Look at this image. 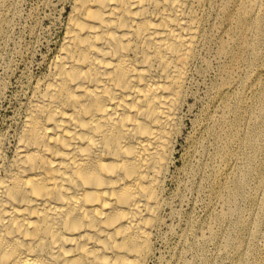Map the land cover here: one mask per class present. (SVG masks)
I'll use <instances>...</instances> for the list:
<instances>
[{"label": "bare ground", "instance_id": "obj_1", "mask_svg": "<svg viewBox=\"0 0 264 264\" xmlns=\"http://www.w3.org/2000/svg\"><path fill=\"white\" fill-rule=\"evenodd\" d=\"M69 7L46 73L25 93L14 144L0 139V264H149L165 211L174 213L166 185L176 145L214 65L183 155L197 157L188 167L195 171L184 172L203 184L208 163L216 164L218 202L229 206L213 215L234 235L217 243L236 252L237 264H264V232L255 228L264 217V95L259 89L247 105L229 70L251 48L249 36L264 35V0ZM254 172L259 182L247 199L256 206L245 218L239 196ZM212 228L208 238L217 235Z\"/></svg>", "mask_w": 264, "mask_h": 264}, {"label": "rangeland", "instance_id": "obj_2", "mask_svg": "<svg viewBox=\"0 0 264 264\" xmlns=\"http://www.w3.org/2000/svg\"><path fill=\"white\" fill-rule=\"evenodd\" d=\"M71 1L0 0V139H5L7 147L14 144L17 125L20 122L19 113L25 102V93L36 78L46 73L47 64L59 47ZM248 39L251 48L249 47L245 52L244 59L239 64H233L229 69L233 70L235 67L238 77L234 75V78L240 81L237 92L243 96L247 105L251 104L253 95L259 89L264 95V35L254 37L252 35ZM233 44L235 45L234 41ZM214 80H216L215 65L206 75V79L199 81L196 103L191 101L194 107L187 115L183 134L176 145L175 163L177 164L171 168L173 179H170L166 185L168 196L173 200L174 213L170 210L165 211L163 236L161 240H156L155 258L149 264H185V262L237 264L240 260L231 248L224 249L217 243V241L224 242L229 234L234 239V235L222 221H216L217 215H213L214 209L218 212L226 211L229 206L227 203L224 208H220L222 204L218 202L220 185L224 182L212 176L216 164H212L211 161L208 163L205 169L207 173L210 172V175L203 184H199L197 176L184 172L195 171L188 167L190 164H196L197 157L190 161L183 155L190 150L195 132L194 120L201 117L200 112L207 97V88ZM211 96L212 94L209 97ZM229 159L224 160L221 169H229L230 162L233 163V159L230 161ZM254 166L261 168L258 157L254 160ZM232 175H235L234 180L240 176L237 172ZM258 182L254 172L248 180L243 195L239 196V211L242 217L246 218L250 208L256 206L255 202L252 204L247 198L250 195V189L254 188ZM232 185L229 182L228 188L232 189ZM222 191L223 195L226 194L224 189ZM177 192L181 194L177 196ZM262 219L264 217L259 216L255 226L259 233L264 232V226L260 225ZM215 222L217 224L214 228ZM212 227L217 235L208 238V229ZM243 238L246 239L247 234L244 233ZM254 245L261 248L263 240L256 238ZM256 253L263 256L260 250H256Z\"/></svg>", "mask_w": 264, "mask_h": 264}]
</instances>
